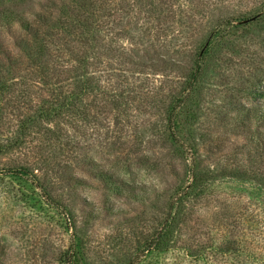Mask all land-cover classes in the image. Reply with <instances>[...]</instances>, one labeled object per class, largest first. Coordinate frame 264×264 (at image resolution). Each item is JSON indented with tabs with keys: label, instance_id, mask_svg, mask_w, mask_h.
Here are the masks:
<instances>
[{
	"label": "rangeland",
	"instance_id": "374dc122",
	"mask_svg": "<svg viewBox=\"0 0 264 264\" xmlns=\"http://www.w3.org/2000/svg\"><path fill=\"white\" fill-rule=\"evenodd\" d=\"M263 3L111 0L109 9H99L96 28L80 30L96 39L88 38L97 44L99 55V66L90 68L96 73L94 90L50 117L39 109L60 93H76V65L67 62L65 71L64 53L60 70L53 73L42 66L41 58L25 55L31 40L23 29L0 27L2 50L18 57L10 70L16 91L0 96V144L6 145L0 167H28L44 189L66 205L82 247L81 264H124L160 225L185 181L165 139L167 108L186 89L195 53L221 15L243 13ZM52 11L59 16L60 3ZM61 22L65 24V17ZM241 34L230 45L221 41L210 48L204 70L180 110L179 133L200 145L204 170L247 166L245 156L234 158L227 147L244 141L230 133L238 107L256 103V89L264 94V26ZM84 40L81 36L63 47L77 54L88 48ZM0 57L4 62L3 53ZM65 78L71 85L63 87L60 79ZM113 92L122 94L118 102L110 101ZM16 188L15 182L0 183V264H58L69 232L12 200L8 189ZM261 201L225 185L186 203L172 241L183 250L175 249L164 264H203L190 254L237 240L233 223L239 213L258 212L264 207ZM207 259L213 264L231 262L221 253Z\"/></svg>",
	"mask_w": 264,
	"mask_h": 264
},
{
	"label": "trees",
	"instance_id": "16d2710c",
	"mask_svg": "<svg viewBox=\"0 0 264 264\" xmlns=\"http://www.w3.org/2000/svg\"><path fill=\"white\" fill-rule=\"evenodd\" d=\"M57 3L61 5V12L59 16H54L52 10ZM110 3L111 0H0V27L2 30L19 27L26 32L27 38L31 40L27 43L30 50H24L26 56L31 59L35 57L37 60L41 58L42 66L51 72L60 70V61L64 53L65 71H69L67 62L76 65L74 73L76 80L74 82L77 83L76 93H62V95L60 93L54 101L46 103L45 107L39 109L47 115L46 117L56 116L60 110L70 104V101L73 102L81 98V94L94 90L93 81L96 73L90 71V68L99 66L97 44H91L92 40L88 39L91 38L89 32L83 33L80 30L83 27L96 28L99 9L104 7L109 9ZM108 15L111 14L108 12ZM64 17L65 24L61 22ZM263 24L264 3L243 13L223 14L210 30L202 47L196 51L186 89L178 93L168 106L164 126L165 139L175 151L179 165L184 171L185 181L178 186L176 195L169 202L166 215L160 225L141 242L135 253L124 264H164L165 259L175 249L183 250L172 243L173 233L179 225L178 217L181 208L186 203H193L207 195H213L220 187L235 186L240 196L262 200L261 204L264 205V94L260 90L254 91L256 103L249 107L247 105L238 107V118L231 123L233 129H230V133L234 136H242L244 141L241 144L234 142L227 149L230 148L234 158L245 156L247 166L224 168L218 165V168L215 166L216 168L204 170L200 145L194 139L190 141L185 135L181 136L179 133L181 131L180 110L184 108L183 106L190 98L191 90L204 70L210 48L221 41L228 42L230 45L236 37H240L241 32L248 33L253 26L257 28L260 25L264 26ZM81 36L87 39V41L84 40L88 44L87 49L74 54L73 48L63 47L64 43L68 44L73 39L78 41ZM91 39L96 41L94 36ZM23 40L27 42L26 39ZM80 42L83 44V40ZM1 47L0 44V54L3 53L5 56V63L0 60V70L5 71V75L0 76V96H3L16 91L14 86L16 81L13 79L11 82L14 76L11 78L10 70L18 57H11ZM5 65L9 66V69L5 68ZM69 67L75 70L73 65ZM110 75L113 76L114 73ZM60 80L65 82L63 87L66 84L71 85L66 78ZM117 83L119 81L116 78ZM113 93L114 97L110 101L118 102L122 94ZM220 142L218 140L216 144L222 145ZM5 147L6 145L0 144V154ZM213 149L215 148H211L212 152H214ZM233 157L230 156L229 160H233ZM222 158L221 155L220 161ZM1 182H15L17 188L13 189L14 191L8 189L12 200L18 199L24 206L29 207L31 212L34 211L36 216L54 220L69 232L68 246L60 254L58 264H81L84 259L82 247L75 232L70 211L61 200L54 199L44 189L35 173L23 165L0 167ZM49 209H52L54 217H57L50 216ZM233 227L238 231L237 240L228 242L227 245L225 242L223 246L211 244L201 248L190 254L194 261L213 264L207 259V255L215 256L221 253L231 257L230 264H264V207L258 212L239 213L236 225L233 223Z\"/></svg>",
	"mask_w": 264,
	"mask_h": 264
}]
</instances>
